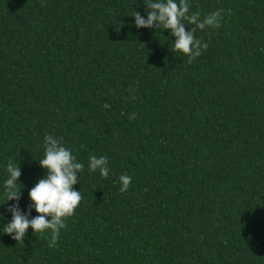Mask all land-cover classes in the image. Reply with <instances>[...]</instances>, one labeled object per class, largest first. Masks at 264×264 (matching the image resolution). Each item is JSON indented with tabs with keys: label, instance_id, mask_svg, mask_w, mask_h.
<instances>
[{
	"label": "trees",
	"instance_id": "obj_1",
	"mask_svg": "<svg viewBox=\"0 0 264 264\" xmlns=\"http://www.w3.org/2000/svg\"><path fill=\"white\" fill-rule=\"evenodd\" d=\"M189 3L223 10L192 62L170 29L135 26L144 0H0V264H264V0ZM47 135L84 164L54 248L2 232L7 164L26 213Z\"/></svg>",
	"mask_w": 264,
	"mask_h": 264
},
{
	"label": "clouds",
	"instance_id": "obj_2",
	"mask_svg": "<svg viewBox=\"0 0 264 264\" xmlns=\"http://www.w3.org/2000/svg\"><path fill=\"white\" fill-rule=\"evenodd\" d=\"M144 3L147 8V19L135 11L132 14L135 17V26L137 28L170 29L171 35L176 37L173 51H179L188 56L189 62L202 55V52L208 48L207 43L196 38V30L216 29L221 26L223 10L211 12L201 19L199 11H191L189 0H178V2L177 0H144ZM187 25L192 26L190 30H186ZM103 107L110 108L111 105L105 103ZM129 118L134 119L135 114L133 113ZM44 139V158L38 161L41 167L47 171L44 178L29 190L32 203L28 206L26 213L21 212L18 204L23 187L19 181L20 167L11 160L7 164L8 178L4 182L6 197L4 202L15 200L17 203L9 206L8 211L12 213V220L3 228L2 232L14 234L12 239L20 244H24V237L29 227L33 230L34 235L50 232L46 243L49 248H54L61 229L66 226V218L72 217L81 203V192L75 190L73 186L80 183V176L77 173L83 172L84 164L77 162L71 150L63 145L62 138L58 139L53 135H47ZM88 170L89 172L98 170L103 178H107L110 171L108 158L91 155ZM119 179L121 182L120 191L124 193L129 189L132 178L125 173ZM18 183L22 187H18ZM33 207L39 215L29 219Z\"/></svg>",
	"mask_w": 264,
	"mask_h": 264
}]
</instances>
